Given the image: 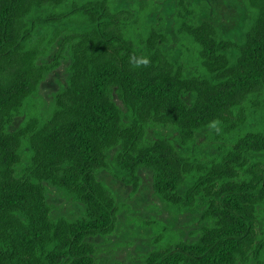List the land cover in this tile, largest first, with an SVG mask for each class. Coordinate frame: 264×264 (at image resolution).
Listing matches in <instances>:
<instances>
[{
    "label": "trees",
    "instance_id": "16d2710c",
    "mask_svg": "<svg viewBox=\"0 0 264 264\" xmlns=\"http://www.w3.org/2000/svg\"><path fill=\"white\" fill-rule=\"evenodd\" d=\"M244 1L232 38L177 0L172 26L194 45L191 68L171 35L135 38L134 14L112 0H0V264L94 263L89 237L117 218L97 176L114 146L134 187L148 169L172 208L201 212L194 240L168 235L140 264H264V0ZM47 46L53 59L39 62ZM61 60L68 76L43 116L37 90ZM45 183L78 200L81 216H54Z\"/></svg>",
    "mask_w": 264,
    "mask_h": 264
},
{
    "label": "rangeland",
    "instance_id": "374dc122",
    "mask_svg": "<svg viewBox=\"0 0 264 264\" xmlns=\"http://www.w3.org/2000/svg\"><path fill=\"white\" fill-rule=\"evenodd\" d=\"M82 1V0H75ZM116 6L128 9L134 14L130 19L135 38H145L154 29L172 36L168 47L178 58L187 62L191 68L199 66L195 58L194 45L181 41L175 34L173 22L178 12L177 0H112ZM193 8L192 17L197 21H210L226 36L237 38L243 23L249 16V8L244 0H188ZM183 43V44H182ZM53 47L47 46L40 55L39 62L53 59ZM68 76V61L61 60L40 82L37 101L40 112L47 115L52 107L53 94L62 86ZM23 116H17L10 129H17ZM163 134L172 130L161 129ZM154 135L148 130V137ZM198 147L213 154L216 149L213 140L202 137ZM118 147L108 151L107 165L100 168L97 176L113 193L118 209L115 228L108 234L89 237L95 247L93 264H140L145 255L163 242L168 235H176L183 240H194L196 230L201 224L199 209H174L160 198L152 188V174L148 169L138 171L140 181L134 187L126 175L116 165L115 154ZM47 201L54 216L68 218L82 214V204L58 186L45 183ZM264 229V220L258 222V230ZM171 236L169 238L171 239ZM157 239H159L157 241ZM157 241V242H156Z\"/></svg>",
    "mask_w": 264,
    "mask_h": 264
},
{
    "label": "clouds",
    "instance_id": "9594fccd",
    "mask_svg": "<svg viewBox=\"0 0 264 264\" xmlns=\"http://www.w3.org/2000/svg\"><path fill=\"white\" fill-rule=\"evenodd\" d=\"M147 62H148L147 59L137 61L138 64H140V63L147 64Z\"/></svg>",
    "mask_w": 264,
    "mask_h": 264
}]
</instances>
